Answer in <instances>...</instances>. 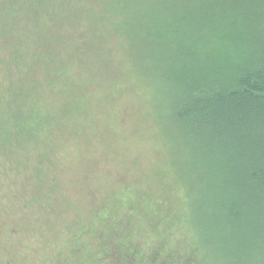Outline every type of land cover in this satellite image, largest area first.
Listing matches in <instances>:
<instances>
[{
	"label": "trees",
	"instance_id": "trees-1",
	"mask_svg": "<svg viewBox=\"0 0 264 264\" xmlns=\"http://www.w3.org/2000/svg\"><path fill=\"white\" fill-rule=\"evenodd\" d=\"M112 38L119 60L108 56L111 65L123 71L133 64L141 69L136 79L161 82L156 94L166 129L174 130L166 136L171 145L186 141L194 156L184 164L186 172L194 168L192 177L176 175L173 160L175 177L155 175L167 192H185L183 233L192 255L203 254L206 264H262L264 0H0V192H18L6 195L11 206H39L26 219L15 207L0 220L9 237L0 264H25L28 253L35 255L29 241L14 250L13 236L33 226L43 238L49 232L41 225L52 215L56 264H185L187 257L160 241L150 253L139 250V222L150 228L164 222L148 195L108 199L110 205L87 208L86 219L79 212V221L63 210L46 212L57 199L45 204L35 195L47 192L50 177L57 180L52 192L69 185L62 174L72 164L73 136L89 142L95 130L91 67ZM20 174L25 182L15 179ZM163 253L168 260L159 263Z\"/></svg>",
	"mask_w": 264,
	"mask_h": 264
},
{
	"label": "rangeland",
	"instance_id": "rangeland-1",
	"mask_svg": "<svg viewBox=\"0 0 264 264\" xmlns=\"http://www.w3.org/2000/svg\"><path fill=\"white\" fill-rule=\"evenodd\" d=\"M112 40L110 45H102V52L105 54L99 53V65L96 62L97 66L91 67L93 82H90L91 87L88 89V93L93 108L92 114L97 116L94 121L95 134L93 133V136L97 137L93 138L92 136L89 142H86L82 135L73 136L77 140L74 141V147H70L72 149L68 156V160L72 164L62 174V177L65 176L69 180V185L63 187V190L61 188L62 192H52L57 180L50 177L47 192H35V195L38 193V196L42 195L43 199L40 197L39 201L45 204L48 202L50 204L51 199H57L53 205H49L48 208L51 210H46V212L54 211L53 213H55L63 210L68 214L67 219L70 221L73 219L79 221V212L84 215V219L88 218L87 208L99 204L102 206L110 205L108 199L116 200L122 196L141 198L148 195L152 202L150 209L154 208L164 222L155 224L151 228L147 220L139 222V235L134 239L136 243H140L138 245L139 250L150 253L154 242L160 241L166 247H176L178 257L181 255L187 257L184 259L185 264H206V257L200 254L195 259L191 252L192 247H188L187 241L184 242L186 238L183 232L188 231L185 221L186 200L183 197L185 192H167L164 180L160 181L159 178L155 177L157 173L164 175L170 173V179L175 177L170 167L171 160L174 161L176 175L192 177L195 173L194 168L189 166V171L186 172L184 166L193 164L192 158L194 156L193 154L190 155V148H188L186 141H181L180 145H171V141L166 136V134H173L174 130L172 128L166 129L163 101H160L156 94L158 84L161 82H156L153 79L150 82L149 78H145L144 71L142 74L145 79H136L135 76H138L135 74L141 69L138 70V66L133 64L130 67H125L123 71L119 65L117 67L116 62L113 61L111 65L108 56L110 59H116L117 62L119 60L118 49L113 45L116 42H114V38ZM89 143L94 144V146ZM122 148H126L132 154L123 155L124 153H121ZM74 152H78L80 158L82 157L81 162L76 160L73 155ZM111 152L113 153L111 154ZM63 153L65 152L63 151ZM22 175H17L18 178H15L18 183L25 182ZM5 183H10L9 176ZM7 185L12 188L11 184ZM83 186L87 192L82 191ZM127 186H131L133 190L139 189V192H123V187ZM14 193L18 194V192H0V220L2 221H5L10 214L9 210H15L16 205L11 206L6 203V195ZM16 210H22L21 212L17 211V214L23 215L21 217L26 219L37 215L39 206L35 205L26 209L17 206ZM123 211L127 212L124 209ZM165 216L168 217L164 219ZM54 221L55 217L52 215L50 224L41 225L42 229L40 230L49 232L43 238L36 237L37 232H33V226H28L21 234L18 231L16 237L13 236L14 240H19L14 250L19 251L22 249V244L28 241L30 244H35V255L32 252L28 253L25 264H40L41 262L43 264H56L54 254H51L54 252L49 250L53 244L51 240L53 230L58 229V225L56 226V223L54 225ZM24 222L21 221V223ZM1 227L2 225L0 229ZM153 228H158L159 236L153 234ZM2 232L3 229L0 230V256H7L2 248H5L9 237L2 236ZM33 237L35 239L40 238V243H34ZM45 240L50 243L47 249L42 245ZM164 256L163 253V256L159 257V263L168 260ZM34 257L36 258L34 259ZM37 258L39 260L35 261ZM262 264H264V260Z\"/></svg>",
	"mask_w": 264,
	"mask_h": 264
}]
</instances>
